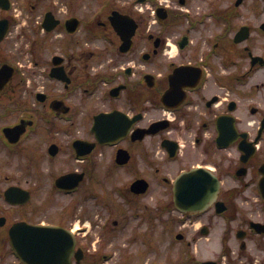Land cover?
Here are the masks:
<instances>
[{
  "label": "flooded vegetation",
  "instance_id": "flooded-vegetation-1",
  "mask_svg": "<svg viewBox=\"0 0 264 264\" xmlns=\"http://www.w3.org/2000/svg\"><path fill=\"white\" fill-rule=\"evenodd\" d=\"M24 5L0 8V264L20 221L112 264L92 246L138 240L147 196L154 264H264V0Z\"/></svg>",
  "mask_w": 264,
  "mask_h": 264
},
{
  "label": "rangeland",
  "instance_id": "rangeland-1",
  "mask_svg": "<svg viewBox=\"0 0 264 264\" xmlns=\"http://www.w3.org/2000/svg\"><path fill=\"white\" fill-rule=\"evenodd\" d=\"M25 0H14V10L13 12L20 13V16H28L29 11L26 9ZM25 7V8H24ZM17 117H1L0 124L8 123V120L13 121ZM1 164V163H0ZM4 172H9L8 165L4 164L2 166ZM25 182V180H23ZM38 182L35 178H31L28 183L31 185H35ZM41 182V181H39ZM40 194V192H39ZM38 198L40 196L37 194ZM154 199L150 196L144 197L142 201V208H139V239L136 241L129 240L128 237H124L123 235H117L111 238L107 242L95 243L92 246V250L96 253H110L113 255V259L111 260L112 264H152L155 262L156 250H155V241L154 235L151 232V219H147V214L150 212V209L154 205ZM0 204L2 205V201L0 200ZM144 204H149V207H145ZM100 228V226H99ZM102 242V243H101ZM94 247L96 249H94ZM165 256V254H163ZM130 259V262L126 260ZM127 262V263H126ZM106 264H108L106 262Z\"/></svg>",
  "mask_w": 264,
  "mask_h": 264
},
{
  "label": "water",
  "instance_id": "water-1",
  "mask_svg": "<svg viewBox=\"0 0 264 264\" xmlns=\"http://www.w3.org/2000/svg\"><path fill=\"white\" fill-rule=\"evenodd\" d=\"M4 1L0 0V5L8 7L9 5L2 4ZM0 24L3 25V21H0ZM7 131H10V129ZM7 195L12 201H19V196L15 197L12 189L7 191ZM17 227L23 233L15 237V246L24 260L31 263L58 264L60 261L64 262L68 257L71 243L65 240L61 241L58 235L59 231L52 230L51 227L30 225L25 222L17 223ZM29 231L32 232L33 237L31 238L30 245L26 246L27 244L24 242L26 237L25 232L27 233Z\"/></svg>",
  "mask_w": 264,
  "mask_h": 264
}]
</instances>
